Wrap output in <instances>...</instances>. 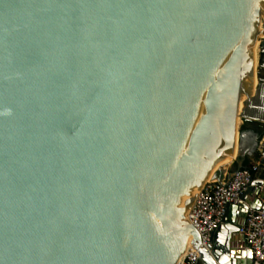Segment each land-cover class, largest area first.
I'll list each match as a JSON object with an SVG mask.
<instances>
[{
	"label": "water",
	"instance_id": "1",
	"mask_svg": "<svg viewBox=\"0 0 264 264\" xmlns=\"http://www.w3.org/2000/svg\"><path fill=\"white\" fill-rule=\"evenodd\" d=\"M263 134L264 0H0V264H238L262 200L189 212Z\"/></svg>",
	"mask_w": 264,
	"mask_h": 264
},
{
	"label": "built area",
	"instance_id": "2",
	"mask_svg": "<svg viewBox=\"0 0 264 264\" xmlns=\"http://www.w3.org/2000/svg\"><path fill=\"white\" fill-rule=\"evenodd\" d=\"M264 166V134L254 153V162L236 172L231 179L208 180L199 190L189 212V220L207 246L212 233L221 225L229 204H243V194ZM240 233L252 253L250 264H264V207H249ZM199 251L192 245L176 264H199Z\"/></svg>",
	"mask_w": 264,
	"mask_h": 264
},
{
	"label": "crops",
	"instance_id": "3",
	"mask_svg": "<svg viewBox=\"0 0 264 264\" xmlns=\"http://www.w3.org/2000/svg\"><path fill=\"white\" fill-rule=\"evenodd\" d=\"M241 123V122H240ZM243 127V126H242ZM245 128L247 129H254L256 131H261L262 130V127L259 126L257 123H249L245 126ZM254 162V154L249 157L244 165L245 166H248L250 164H252ZM236 167V164L233 163L229 168H228V171H231L232 169H234ZM260 180L261 181V185L259 184H256L254 185L253 189L255 190H260L259 191V194L256 196L255 195V191H251L250 194L247 195L246 199H245V203H248L250 201H254L256 198H260L262 200V202L264 203V166L261 168V170L259 171V173H257L254 177V180ZM238 219L240 220V218L238 217ZM244 220V219H243ZM239 237L241 238V241H240V248L236 251V254L237 255H240L242 256V254H246L248 252V250L246 249V246H245V242H244V238H243V235L242 234H239ZM243 258V259H242ZM245 259V260H244ZM240 261H247L248 264H250V261H251V257L249 258H244V257H241L238 262Z\"/></svg>",
	"mask_w": 264,
	"mask_h": 264
},
{
	"label": "bare ground",
	"instance_id": "4",
	"mask_svg": "<svg viewBox=\"0 0 264 264\" xmlns=\"http://www.w3.org/2000/svg\"><path fill=\"white\" fill-rule=\"evenodd\" d=\"M262 27V26H261ZM258 44H259V40L255 43V45H254V54H255V67L257 68V66H258V54H257V52H258V49H259V46H258ZM258 83V81H257V77H255V85ZM242 98V97H241ZM240 103H241V99H240ZM240 103H239V108H240ZM239 122H241L240 121V119H239ZM238 143V142H237ZM237 154H238V144H236V147H235V150H234V152L228 157V158H226L223 162H221V164H220V166H222V165H228L236 156H237ZM186 253V252H185ZM184 253V254H185ZM183 254V255H184ZM182 255V256H183ZM238 264H248L247 263V261L245 262V261H240V262H238Z\"/></svg>",
	"mask_w": 264,
	"mask_h": 264
},
{
	"label": "rangeland",
	"instance_id": "5",
	"mask_svg": "<svg viewBox=\"0 0 264 264\" xmlns=\"http://www.w3.org/2000/svg\"><path fill=\"white\" fill-rule=\"evenodd\" d=\"M239 124L241 125V123L239 122Z\"/></svg>",
	"mask_w": 264,
	"mask_h": 264
}]
</instances>
